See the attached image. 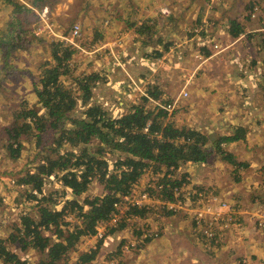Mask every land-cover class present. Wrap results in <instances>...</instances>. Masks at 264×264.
Here are the masks:
<instances>
[{
  "label": "trees",
  "instance_id": "obj_1",
  "mask_svg": "<svg viewBox=\"0 0 264 264\" xmlns=\"http://www.w3.org/2000/svg\"><path fill=\"white\" fill-rule=\"evenodd\" d=\"M0 1L9 6L0 31V57L6 58L13 50L26 49L37 37L20 21V14L30 12L31 8L18 0ZM146 25L141 24L140 32L150 34L151 26ZM238 29L233 27L232 34H237ZM72 54L73 50L65 47L63 41L52 43L51 56L55 62L43 69L34 87L36 105L41 109L34 105L20 106L13 118L17 121L3 128L7 135L4 149L11 159L20 156L24 138H31L38 148L37 157L27 161L34 166L27 167L13 181L18 189L24 188L25 193L20 194L25 200L35 201L32 204L35 211H23L14 226L15 232L6 239L0 238L3 264H30L10 249L13 243H17L21 251L32 249L43 254L34 264H71L69 253L78 252L80 239L94 235L99 225H105L117 212L114 203L121 195H126L150 167L152 172L165 169L156 186H162L163 200H171L174 186H179L186 176L172 179L167 174H174L182 163H204L215 156L231 164L238 163L223 145L243 138L240 129L233 134L209 137L196 128L175 126L165 108L171 100L161 99L162 91L156 85H146L139 102L131 103L127 111L117 117L110 116L100 104L89 102L91 84L101 78L97 72L76 76L75 86L80 93L75 94L61 80L69 73L67 63ZM79 101L84 108L77 117L73 111ZM65 145L69 149L60 152ZM80 145H94L95 150L92 154L86 148L75 151ZM116 151L122 156L112 162L110 169L104 154ZM50 178L69 190L70 197L60 208H53L56 200L51 193L43 192ZM93 179L103 186V194H86ZM148 208L130 206L125 216L143 217ZM172 212L166 210V214ZM70 215L75 222L66 221ZM102 241L103 236L95 242V248L79 252L74 264H89Z\"/></svg>",
  "mask_w": 264,
  "mask_h": 264
},
{
  "label": "rangeland",
  "instance_id": "obj_2",
  "mask_svg": "<svg viewBox=\"0 0 264 264\" xmlns=\"http://www.w3.org/2000/svg\"><path fill=\"white\" fill-rule=\"evenodd\" d=\"M18 1L31 8L30 12H23L22 14H20V21L22 26L26 27L36 35L37 39H34L26 49H20L17 51L13 50L10 56L6 58L0 57L1 239H6L10 233L15 232L14 226L16 223H18L20 214H22L23 211H35L32 206L35 201L30 202L28 200H25L24 196H21L20 194L25 193V191H22L24 188L18 189L13 181L16 180L20 175H22L26 171L27 167L32 168L31 166H34L33 164H27V161L34 157H37L36 153L38 150V148L34 146V142L31 138H24L22 139L23 147L20 151V156L17 159H11L9 157V154L6 153V150L4 149V144L7 141V135L4 132L3 128L9 123L17 121L13 120V118L14 114L18 112L20 106L22 108L24 106L31 107L34 105L38 107L39 110L41 109L36 105L37 103L34 87L38 84L43 69L48 68L55 62L51 56L52 43L63 41L65 47L73 50L72 57H70L67 63L69 73L61 77L63 84H65L67 87H71L75 94H79L80 92L75 86L74 78L82 73L85 75L91 72H97V74H99L101 78L98 81H95V83L91 84L92 94L89 102L100 104L101 107L106 110L107 113L112 117L120 116L125 111H127L131 103L135 101L139 102V96L145 89L143 84H141V86L136 84V82H138L139 80L138 78H136V75L141 74V76H146L145 73L141 72V68H149L150 71L151 68L156 67L157 61L156 59H154V55L150 53V48L145 52H135L134 47V49L130 47L125 51L120 49L121 46H116V44L112 46L111 43L116 42L117 38H121V35L119 34L123 33V28L134 30L135 27L131 25L133 22H136V26H139V24L144 20L149 21V19H147L148 17H146V14H148V12H150L151 10L159 12L160 19L158 21L162 23L166 22L167 16L171 13L172 9L170 5L172 2H174L173 0H73L74 4L72 7H70V2H72V0H37L35 1V3H33V1L31 0ZM108 1H113V3L109 5L107 4ZM254 2L263 5V9L260 14H258V16L254 18L255 20H261L263 23L264 0H255ZM185 3L186 2L184 0L178 1L177 3H175V6H173V8H175L176 11L177 9L182 10L183 7H179V5H184ZM191 3L192 8H196V2L193 1ZM251 4L252 2L247 7V18L249 19H252L249 16V12L251 11L252 7ZM43 6H48L49 8V13L47 14V18L45 20L38 16L40 8ZM8 12L9 6L4 5V3L0 1V31L4 27ZM229 12L230 14H236L237 11L234 12L231 8ZM212 14L213 12L210 8L208 13L205 15L206 19L208 20V18ZM107 15H112L113 20L111 19L112 17L109 18ZM184 15L189 16L192 22L196 20L195 11L193 10L192 12L190 6L185 11ZM118 18L120 20H117ZM190 20L186 21L185 23H188ZM212 21L213 20L208 23L210 27L212 26ZM144 24H147L146 26H150V24H148L147 22H145ZM191 24L192 23H190V25ZM73 25L79 26L78 34L73 39L75 44H71L60 37L68 34ZM197 28V33L203 31L200 27ZM205 31L206 30H204V32ZM118 32L119 34L117 37L116 34ZM183 33L184 29H182L181 32H177L176 35H182ZM125 38L126 39H124V42H126V40H131V38ZM144 39L150 42L151 37H144ZM120 40H122L123 42L122 38ZM129 44L133 45L132 43ZM109 46H111V49L108 48ZM177 48L178 47L172 50V55L168 54V50L162 53L161 58L164 63L172 62V60L177 58L176 52L180 50V47L179 50ZM125 58L127 59V61L131 62L132 69H129L126 66L125 62L122 60ZM163 65L165 66V68L161 70H164L163 72L169 71L171 87H175L178 84V69L168 68L167 66L169 64ZM106 66L110 67V69L107 70ZM138 77L140 79H143L140 76ZM151 79L152 77L149 79V82ZM125 81L130 82L128 88L133 89L130 92L127 91L128 88L123 85ZM109 83L110 85H108ZM119 102L121 103L119 104ZM83 108L84 107L79 101L73 111L74 116H80V112L83 110ZM180 110L181 108L174 107L171 111L168 112L170 114L169 119L175 126L196 128L206 135L210 133L209 128H203L202 124L194 122L189 117L187 118V116ZM220 121L221 119L219 120V122ZM207 136L215 137L217 136V134H209ZM82 148H86L89 154H92L95 150L94 145H88L86 147L84 145H80L77 148H74V150L79 151ZM68 149V145H65L60 152L66 151ZM241 149H243V147ZM104 156L107 158L110 164L109 168L112 169V162L118 156H122V153L116 151L112 154L105 153ZM206 166L208 167L207 164L205 165V167ZM214 167H216L215 163H212V165L209 166L212 174V170ZM180 168H178L174 174H167V176H170L172 179H174L175 175L176 178H181L184 173H181L183 171H180ZM263 168V166L260 168V173L263 175L264 179ZM210 170H207V172L209 173ZM204 172L205 171L203 168L196 167L191 171V179L189 177L190 174H187L188 176L186 177L191 180L188 185L191 190L198 191L204 188L202 187V184L198 183L200 182L198 180L201 179V181H204L206 182V184H208L209 187L207 190H211L210 194L207 193L206 196L202 198L203 202L212 204V208L216 209L219 201H225L230 206H236L239 212V206L237 205V203H235V201L229 202L227 200H224L217 193V191L219 190L217 187V183L220 185L224 184V186L237 184V182L240 181V179L237 178V174L232 173V170L226 168L225 173L222 174L224 180H222L223 182H221L219 181V179H215L211 174L204 177V175H201V173ZM164 173L165 169L163 167L160 169V172H152V169L150 167L131 186L130 191L133 192V195L135 197L146 190L147 187L151 186L149 188L150 197L147 203L149 208L145 212L143 217H126L125 214L131 204L128 201H125V203L121 205V208L117 209L118 213L115 212V214L117 213L115 217L111 216V218L107 222H105V225H99L97 227L101 228L103 234H105L103 236V239L107 235V238L114 237L115 242H113V244L118 243L122 240L121 245H128V250L121 249V252L124 255L140 254L142 252L141 249L143 245L148 242V240L151 241V238H159L158 236L160 235V233H164L162 232V229H164L168 225H171V222H173V219H168L169 214H166V210H168L165 205L166 201L162 199L161 190H159L160 188L156 186V181H158V179L162 177ZM43 192L45 194L51 193L52 198L56 200V202L54 201L52 203L53 208H60L64 200L70 197L68 188L66 189L57 180H54L52 178H50L47 184L44 186ZM103 192V186L100 185L97 180L93 179L86 194L89 196H93L101 195L103 194ZM262 197H264L263 182L261 193L254 195V197L250 201V203H252L249 208L246 206L243 209L245 210V213L248 214V219L251 220L250 222H252L253 229L264 235V229L258 227L256 223L257 217L255 219H253L252 217L253 212L260 209V205L256 201H259ZM196 204H200L199 199L196 198L195 200L194 197L190 196L189 199H186L179 208L172 212V214L180 212L178 216L181 215L185 219L189 220L191 225L194 227V221L192 220V210L196 208ZM66 221H70L71 223H73L76 221V219H74L73 216L70 215L66 218ZM109 221L111 223H108ZM242 224V220L241 226L230 225L224 221L215 222V234H217L218 236L224 235L225 237H228V234L235 235L242 229ZM111 228L113 229L112 233H110L111 231L108 232V230ZM198 230L199 231L193 229L194 238H196V242L199 244L196 251L198 253L202 252L203 254H205V256H207L209 252L218 250L216 248V241L214 238L212 241L206 238V244L210 243V245L202 247L200 242L202 236L204 235L200 234L201 230L199 228ZM148 233H151L152 236L149 237ZM166 233L169 234V230H167ZM141 235L146 236L143 242H141L140 240ZM98 239L99 237H95L94 235L82 237L78 244L77 250H87L90 248H95V242ZM83 243L85 245H83ZM9 247L13 252L17 253L21 259L26 260L30 264L38 262L43 257V254H40L39 252L32 249L21 251L17 243H13ZM199 247L202 248L199 249ZM99 248L103 247L100 245ZM101 250L108 258L110 252L104 251L105 249ZM77 255L78 253L76 250H72L69 253V260L71 264L75 262V260L77 259ZM0 264L3 263L0 262ZM114 264H120V262L118 263L117 261H115Z\"/></svg>",
  "mask_w": 264,
  "mask_h": 264
},
{
  "label": "crops",
  "instance_id": "obj_3",
  "mask_svg": "<svg viewBox=\"0 0 264 264\" xmlns=\"http://www.w3.org/2000/svg\"><path fill=\"white\" fill-rule=\"evenodd\" d=\"M173 1L166 22L158 21L159 12L151 10L146 14L149 21L144 20L139 26L133 22L131 25L135 27L134 30L123 28L122 34H116L117 37L118 34L121 35L123 42L125 37L131 38L124 43L120 40L116 46H121L120 49L125 51L130 47L135 48V52H145L150 48V53L157 61L156 67L150 71L149 68L142 67L141 72L147 77L136 75L139 79L136 84H143L144 88L145 84L158 86L162 91L161 99L173 101L179 97L175 107L181 108L180 111L187 118L202 124L203 128H209L210 135L233 134L237 129L241 130L243 138L223 145L233 155L237 164L215 156L216 158L210 157L204 163H182L180 171L182 170L181 173L185 176L190 174L191 179V171L201 167L205 171L201 175L206 177L211 174L221 182L224 180L222 174L226 168L237 174L240 179L237 184L224 186L217 183V193L222 199L237 203L239 217L243 221L242 229L235 235L228 234V237L216 234L214 239L218 250L205 256L196 251L199 244L194 238L193 226L189 220L178 216L180 212H177L168 216L173 222L164 229L161 228L164 233H160L159 238H151V241L142 244L140 254L124 255L119 247L122 240L113 244L114 237L107 238L106 235V239L101 243L103 248H98L95 258L89 264H114L115 261L120 264H264V235L253 229L252 222L243 209L246 206L249 208L254 195L261 193L264 181L260 173V168L264 167V22L247 18V7L255 0H184L186 3L179 5L183 9L177 11L173 6L182 0ZM193 1L197 4L194 9L191 3ZM70 3L72 7L73 0ZM112 3L113 1L107 2L109 5ZM189 6L192 12L195 11L194 22L184 15ZM210 8L213 14L208 21L205 15ZM231 8L232 11H237L236 14H230ZM107 16L113 20L112 15ZM188 20L190 21L185 23ZM211 20L213 21L210 27L208 23ZM145 22L151 26H148L151 28L149 35L140 32V26ZM197 27L203 30L200 34L197 33ZM233 27L239 28L235 35L232 34ZM182 29L184 33L176 35ZM148 36L151 37L150 42L144 39ZM176 47L178 50L180 47V50L176 52L178 59H174L175 61L164 63L162 55L157 57V53L162 54L167 50L168 54L172 55V50ZM122 60L132 69L130 61L126 58ZM163 64H169L168 68L178 69V84L175 87H171L169 71L161 70L165 68ZM109 69L110 67H107V70ZM129 84V81L123 83L126 88ZM131 90L133 89H127L129 92ZM183 90L187 95L181 97ZM212 163L216 164L212 170L213 174L209 168ZM206 164L208 167H205ZM198 181L202 187L208 189L206 182L201 179ZM167 230L169 234L166 233ZM206 240L202 236V247L210 245L206 244ZM101 249L110 252L108 258ZM83 250L85 249L78 251Z\"/></svg>",
  "mask_w": 264,
  "mask_h": 264
},
{
  "label": "built area",
  "instance_id": "obj_4",
  "mask_svg": "<svg viewBox=\"0 0 264 264\" xmlns=\"http://www.w3.org/2000/svg\"><path fill=\"white\" fill-rule=\"evenodd\" d=\"M263 9V5L259 4V3H254L251 7V11L249 12V16L254 19L258 16V14H260V12ZM49 8L48 6H43L40 8V11L38 13V16L41 17L43 20H45L47 18V14ZM78 30H79V26L78 25H73L71 27V29L69 30V33L66 34L65 36H60L62 39H64L65 41L71 43V44H75L73 39L74 37L78 34ZM120 43V39L117 38V41L114 43H111L112 46L114 44ZM215 47H217V45H215ZM109 49H111V46L108 47ZM143 94V92H142ZM187 95V92L185 90H183L181 92V97H184ZM179 98V97H178ZM178 98L174 99L173 101H171V103L166 106L165 108L168 111H171L177 104ZM158 103V102H156ZM176 178V175L175 177ZM177 179H180V177H178ZM189 179L187 177H185L179 186H174L173 190H172V194H173V198L171 200H165L166 202V207L168 208V210H172L175 211L177 208H179L181 206V204L186 200L189 199V197H194L195 200L196 198L199 199L200 204H196V208L194 210H192V220L194 221V230H198V228L201 230L202 235H204L205 238H208V240H213L215 234V222H219V221H224L230 225H240L241 226V219L239 217V212L238 209L236 208V206H230L227 202L225 201H219L218 205H217V210L212 208V204L210 203H205L202 201V198L206 196V194H210L211 192L208 191L207 189H202V190H198V191H192L191 188L188 186L189 185ZM264 183V181H263ZM151 186L147 187L146 190H144L143 192H141L137 197H135L133 195L132 191H129L126 195H121L120 196V200L117 201L116 203H114V208L117 210L119 208H121V205L123 203H125V201H128L131 205L130 206H134L136 205L137 207H147L148 206V199L150 197V192H149V188ZM158 187L160 188L159 190H162V186L158 185ZM214 198V197H213ZM259 205H260V209L259 210H255L253 212V219H255L256 217V223L258 225V227H261L262 229H264V197L260 198V200L256 201ZM146 203V204H145ZM223 211V212H222ZM117 214V213H116ZM115 213L112 214V216H116ZM132 217V216H131ZM136 218V217H135ZM94 236L96 237H102L104 236L101 228H97L96 233L94 234ZM148 236L151 237L152 234L148 233ZM146 236L141 235V242H143V240L145 239ZM128 245H125L121 247V249L123 250H128Z\"/></svg>",
  "mask_w": 264,
  "mask_h": 264
}]
</instances>
